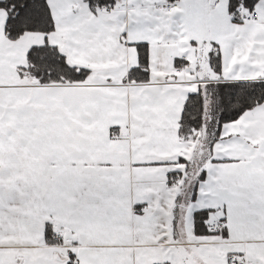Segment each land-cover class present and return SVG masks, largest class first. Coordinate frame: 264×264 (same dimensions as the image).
I'll use <instances>...</instances> for the list:
<instances>
[{
  "label": "snow or ice",
  "instance_id": "obj_1",
  "mask_svg": "<svg viewBox=\"0 0 264 264\" xmlns=\"http://www.w3.org/2000/svg\"><path fill=\"white\" fill-rule=\"evenodd\" d=\"M0 264H264V0H0Z\"/></svg>",
  "mask_w": 264,
  "mask_h": 264
}]
</instances>
